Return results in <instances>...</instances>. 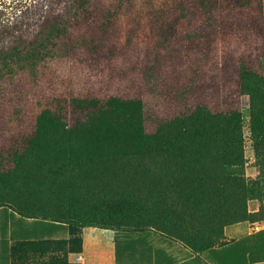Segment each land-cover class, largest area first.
Wrapping results in <instances>:
<instances>
[{
	"label": "trees",
	"instance_id": "obj_1",
	"mask_svg": "<svg viewBox=\"0 0 264 264\" xmlns=\"http://www.w3.org/2000/svg\"><path fill=\"white\" fill-rule=\"evenodd\" d=\"M131 1L60 0V12L42 14L31 36L7 40L8 31L0 28V95L4 83L19 73L35 80L52 61L80 48L96 51L98 37L78 34V25L91 18L108 27L118 7ZM197 2L204 14H211L214 0ZM238 94L248 97L252 147L264 162V77L243 59L238 63ZM65 101L76 113L73 123L45 108L29 133L0 150V208L27 219L63 223L68 231L63 239L13 242L11 264H77L68 256L81 253L83 227L138 234L157 232L152 225H158L157 233L164 238L200 253L225 241V226L263 219L260 212L247 210V201L258 199L254 182L229 176L224 188L216 181L217 170L243 165L244 121L237 103L222 109L185 104L178 114L162 119L148 116L140 98ZM138 160L153 162L157 170L130 166ZM132 180L145 182L147 193L157 194L156 204L164 198L160 195L173 193L182 216L203 220L213 236L196 241L177 221L179 216L169 218L167 203L159 205V213L152 212L146 198L122 190L90 204L79 203L81 193L92 194L107 181Z\"/></svg>",
	"mask_w": 264,
	"mask_h": 264
},
{
	"label": "rangeland",
	"instance_id": "obj_2",
	"mask_svg": "<svg viewBox=\"0 0 264 264\" xmlns=\"http://www.w3.org/2000/svg\"><path fill=\"white\" fill-rule=\"evenodd\" d=\"M59 1L0 0V28L8 31L7 40L31 36L42 14L49 10L60 12L62 4H57ZM197 1L133 0L118 7L108 27L101 19L83 20L76 28L77 33L96 35L99 39L96 51L80 48L50 62L35 80L19 73L13 81L2 86L0 150L29 133L45 108L73 123L76 113L70 111L65 101L71 97L140 98L148 116L162 119L178 114L185 104L222 109L237 103L244 121L243 165L239 169L217 170L216 181L224 188L223 180L229 176L245 184L254 182L258 199L248 200L247 210L260 212L263 219L238 223L264 225V162L252 147L248 97L238 94L241 59L264 77L262 1L214 0L210 15L204 14ZM152 163L138 160L130 166H137L140 171L146 167L156 171ZM136 181L130 184L107 181L92 194L81 193L79 203L90 204L96 198H108L122 190L146 198L152 212L159 213V205L167 203L171 212L169 218L179 216L177 221L196 241L213 236L203 220L182 216L183 208L175 203L173 193L160 195L164 198L156 204L157 194H148L146 183ZM157 226L152 225L158 232ZM130 236L136 238L138 235ZM118 241V248L123 249V239ZM118 259L126 260L121 251ZM127 259L137 262L139 256Z\"/></svg>",
	"mask_w": 264,
	"mask_h": 264
},
{
	"label": "crops",
	"instance_id": "obj_3",
	"mask_svg": "<svg viewBox=\"0 0 264 264\" xmlns=\"http://www.w3.org/2000/svg\"><path fill=\"white\" fill-rule=\"evenodd\" d=\"M130 235L111 229L83 227L81 253L69 254L68 260L77 264H264V225L235 223L225 226V241L197 254L155 231L135 234L136 238ZM67 236V226L63 223L27 219L8 208H0V264H11L10 247L15 241L55 240ZM120 238L123 249L117 246ZM120 251L126 260L118 259ZM134 255L139 256V261L127 259Z\"/></svg>",
	"mask_w": 264,
	"mask_h": 264
},
{
	"label": "built area",
	"instance_id": "obj_4",
	"mask_svg": "<svg viewBox=\"0 0 264 264\" xmlns=\"http://www.w3.org/2000/svg\"><path fill=\"white\" fill-rule=\"evenodd\" d=\"M76 260H77V261L79 260V256L76 257Z\"/></svg>",
	"mask_w": 264,
	"mask_h": 264
}]
</instances>
